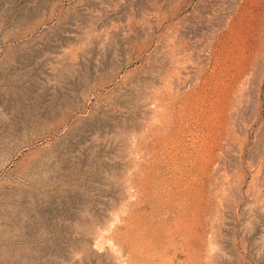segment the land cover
I'll use <instances>...</instances> for the list:
<instances>
[{
    "label": "rangeland",
    "instance_id": "1",
    "mask_svg": "<svg viewBox=\"0 0 264 264\" xmlns=\"http://www.w3.org/2000/svg\"><path fill=\"white\" fill-rule=\"evenodd\" d=\"M0 264H264V0H0Z\"/></svg>",
    "mask_w": 264,
    "mask_h": 264
}]
</instances>
